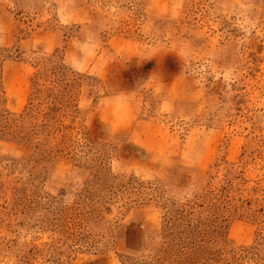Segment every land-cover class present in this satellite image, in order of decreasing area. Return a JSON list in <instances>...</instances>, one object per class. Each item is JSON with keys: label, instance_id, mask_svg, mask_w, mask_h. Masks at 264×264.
Here are the masks:
<instances>
[{"label": "rangeland", "instance_id": "374dc122", "mask_svg": "<svg viewBox=\"0 0 264 264\" xmlns=\"http://www.w3.org/2000/svg\"><path fill=\"white\" fill-rule=\"evenodd\" d=\"M0 264H264V0H0Z\"/></svg>", "mask_w": 264, "mask_h": 264}, {"label": "trees", "instance_id": "16d2710c", "mask_svg": "<svg viewBox=\"0 0 264 264\" xmlns=\"http://www.w3.org/2000/svg\"><path fill=\"white\" fill-rule=\"evenodd\" d=\"M24 138V137H23Z\"/></svg>", "mask_w": 264, "mask_h": 264}]
</instances>
